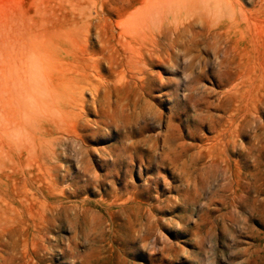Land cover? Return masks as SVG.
<instances>
[{
	"label": "rangeland",
	"instance_id": "1",
	"mask_svg": "<svg viewBox=\"0 0 264 264\" xmlns=\"http://www.w3.org/2000/svg\"><path fill=\"white\" fill-rule=\"evenodd\" d=\"M169 2L0 0V264H264V0Z\"/></svg>",
	"mask_w": 264,
	"mask_h": 264
},
{
	"label": "bare ground",
	"instance_id": "2",
	"mask_svg": "<svg viewBox=\"0 0 264 264\" xmlns=\"http://www.w3.org/2000/svg\"><path fill=\"white\" fill-rule=\"evenodd\" d=\"M174 1L175 2L184 1V2L190 3L191 1L193 2V1H197V0H168V2L171 4H173L172 2H174ZM184 2H182L181 5H183ZM228 3H230L232 8H236V5L234 3H232V2H228ZM184 5H186V4H184ZM175 8H176V6H175ZM162 16L163 15H161V17ZM162 20H163V18L161 19V21ZM239 27H240V36H241V38L244 39L245 38V32H246V19L241 18ZM210 29L211 28L209 27V30ZM121 46H122V48H120L119 52L121 53L123 58L119 59L118 62L120 63V65L123 68L121 70H119V72L117 74V77L120 78L119 80H121L125 77V71H130L136 67V65H135L136 57H137V54L140 53V48L136 47V45L130 39H125V42H122ZM119 52H118V54H119ZM241 55H242V53H241ZM242 56L245 57V54L243 53ZM242 63H243V65L245 64V62L243 60H242ZM241 75L242 76L245 75L244 70L241 71ZM47 76L48 75H46V73H44V71L39 69V68H37L36 70H29L26 73V79H25V83H26L25 117H26L27 123L29 124V125L26 124L27 137H30V138H28V140H31V138L35 137V136H33L34 127L38 126V125L40 126L41 124H43V122H44L43 119L45 118V116H43V115L48 114V112H50L51 114H54V113H52V112H54V110H55V113L59 111L61 114L60 115L61 118L59 119V121H55V125H56V127L60 128V127H62V125L60 123L65 120L64 116L69 114L70 111L72 110V108H74L78 104V97L75 96V92H76L75 88H77L78 86H76L74 84V82L71 80V76L69 78L68 77L67 78L62 77L63 79H66L69 81V82H67V84H66V80H63L64 82H60V80H59V82L56 83L53 78H51L49 76L47 77ZM72 83L74 84L75 87L72 85ZM51 121H53V118ZM36 131H37V128L34 129L35 133H37ZM38 136H39V133H38L37 137ZM32 140H34V141H31L32 144L37 143V141L35 142L36 139L33 138ZM38 141L42 142L43 140L40 139ZM27 142L29 143V141H27ZM43 143L44 142H42V144H40L39 147L42 146ZM36 145H38V143ZM36 145L34 146V149H35ZM37 148H38V146H37ZM32 149L33 148L31 146L29 149L30 151L28 152V156L29 157L31 156L33 159L34 157H36L34 155L36 154V152H38V150L35 152V150L33 149L35 152V154H34L32 152L33 151ZM29 154H33V155H29Z\"/></svg>",
	"mask_w": 264,
	"mask_h": 264
}]
</instances>
